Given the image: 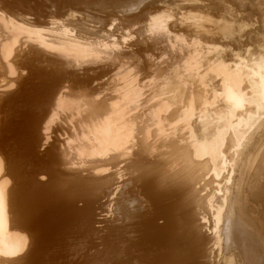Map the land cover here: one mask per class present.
I'll return each mask as SVG.
<instances>
[{"label":"bare ground","instance_id":"6f19581e","mask_svg":"<svg viewBox=\"0 0 264 264\" xmlns=\"http://www.w3.org/2000/svg\"><path fill=\"white\" fill-rule=\"evenodd\" d=\"M0 264H264V0H0Z\"/></svg>","mask_w":264,"mask_h":264}]
</instances>
